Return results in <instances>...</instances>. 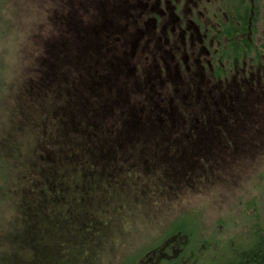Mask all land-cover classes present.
Returning a JSON list of instances; mask_svg holds the SVG:
<instances>
[{
	"label": "rangeland",
	"instance_id": "1",
	"mask_svg": "<svg viewBox=\"0 0 264 264\" xmlns=\"http://www.w3.org/2000/svg\"><path fill=\"white\" fill-rule=\"evenodd\" d=\"M108 2L117 3L119 10H114L121 14L132 0H0V78L4 80L0 84V264H9L16 256L23 262H31L34 257L29 246L24 248L22 244V229L16 227L19 195L3 194V185L17 172H27V158L24 164L21 156L14 160L1 157L10 147L9 142L1 143L13 134L15 124L22 131L12 138L19 143L24 140L31 150L44 141L43 132L49 137V148L54 150L52 140L60 143L56 149L63 144L64 150L76 149V145L83 144L86 152L100 150L99 139L95 140L96 145L86 142L89 135L109 141L111 164L115 165L117 157L127 164L130 174L123 176L125 184H132L136 191L116 186L103 190V195L112 192L110 196L120 200L124 196L133 205L138 198L143 203L147 195L157 193L158 198L147 201L141 209L140 205L134 207L135 211L124 221L120 220L125 218L121 214L112 220L113 226L121 221V229L108 232L112 242L100 243L96 250L101 254H94V264H122L177 219L186 234L191 233L190 224L203 240L213 237L219 243L207 244L209 259H224L221 256L226 252L221 247L230 251V247L239 245L254 221L261 218L259 226L264 228V0L259 3L257 27L261 37H253V52L232 60L233 67L225 77H209L208 85L197 94L201 98L198 100L194 94V101L187 108V101L182 98L170 101L177 95L173 91L176 85L163 84L162 89L155 79L154 87L160 93L150 92L144 84L139 86L137 80L133 84L131 79L123 81L118 70L115 72L117 84L127 93H134L132 100L138 101V106L151 94L163 103L158 113L167 122L157 118L151 101L142 111L133 113L127 111L125 99H120L112 86L90 90L93 71L107 70L106 64L101 63V56L105 55L104 61L108 56L105 39L94 34L93 24L101 22L102 13L114 15ZM87 3L91 4L88 13L83 11ZM64 10H71V16ZM46 57L51 65L46 77L49 89L44 93L36 83H41L40 64ZM64 67L61 76L58 70ZM23 81L30 90L24 85L25 90L20 92ZM48 92L52 96L46 98ZM24 95L38 96L39 106L30 115L35 120L28 119L33 106ZM23 107L27 114H23ZM79 135L83 139L75 144ZM26 146H21V150L26 151ZM106 163L109 162L102 159L103 173L108 170ZM22 183L26 189L27 182L26 187L24 180ZM159 186L169 191H156ZM251 202L254 210L248 204ZM257 212L260 217L254 220ZM127 224L130 228H122ZM58 234L57 240L62 241V233ZM168 251L170 248L164 254L168 255ZM60 261L65 263V259ZM46 262L39 259L37 263Z\"/></svg>",
	"mask_w": 264,
	"mask_h": 264
},
{
	"label": "trees",
	"instance_id": "2",
	"mask_svg": "<svg viewBox=\"0 0 264 264\" xmlns=\"http://www.w3.org/2000/svg\"><path fill=\"white\" fill-rule=\"evenodd\" d=\"M87 4L86 6L89 8L91 4ZM64 12L69 17L71 16V10H64ZM247 47V53H250L251 47L249 45ZM62 50L59 52L61 53ZM106 57V61H104L105 55L101 56L103 61L101 63L106 64L107 70L96 69L98 73L95 70V72L93 71L95 74L92 73L93 78L90 79V90H98L104 85H110L117 91L120 99H125L124 104L128 107L127 111L133 113L142 111L145 105L138 106V101L132 100L135 96L133 95L134 93H127L123 86L117 84L118 78L114 77L117 70L123 81L132 79L133 74H125L126 71L122 69L123 64H121V61L118 64L117 57ZM119 57L123 58L122 56ZM46 58L43 64H40L39 79L41 83H36L38 89L41 92L44 90V93L49 89L46 84V77L48 75V66L51 65L48 62V57ZM129 60L133 62L131 58ZM65 66L67 67L68 65L65 64ZM66 67L59 68V75L62 76V71ZM3 83L4 80L0 78V84ZM24 85L27 90H30L27 82L23 81L22 87ZM23 90H25V87H20V92H23ZM48 96H52V94L48 92L46 98ZM24 97L31 101L33 106L28 119L31 121L35 120L36 117H30V115H33L39 106L38 96H32L31 98L24 95ZM134 104H137V107ZM24 107L22 112L25 114L26 111L27 114V110ZM135 108L136 110H134ZM155 112L161 122H167L166 118L159 117V113ZM15 125V131L18 130L17 132L19 133L14 131L12 135L1 143L6 144V142H9L10 144L9 150H4L1 157L14 160L21 156L24 159V164H26L25 159L27 158V172H17L11 181L3 185L5 189L3 194L14 192L17 197L19 195L20 199L17 209L19 216H17L16 227L22 229L24 234L22 244L24 248L29 246L34 257L31 262H23L17 260L16 256L9 264H38L39 259L41 261L45 259L47 261L46 264H71L69 261L72 262L73 260L77 261L76 264H94L92 263L95 258L94 254L95 256L101 254L100 250H96L99 249L100 243L109 244L111 241L108 232L121 229L122 222L118 223L117 221V224L113 226L112 220L119 218L118 214H121L125 218L120 220L124 221L126 216H130L135 211L134 207L137 208V205H140L139 208L141 209L144 204L146 205L147 201L158 198L155 195L157 193L152 192L147 195L148 199H143V203L138 198L136 203L132 205L124 196L119 195L123 198V200H120L115 196H110L113 194L112 192L103 195V190H112L116 186L119 189L136 191L132 184L130 186L125 184L126 179L124 177L130 174L127 164L124 161H119V157L115 159V162L113 161L114 166L111 164V155L108 152L109 141L89 135L86 142L90 145H96L98 142H95V140L99 139L100 150L86 152L84 150L86 148L82 147L83 144L76 145V149L68 150H64L65 145L63 144L60 149H56V146H59L60 143L57 140H52L51 144L55 146L54 150L49 148V137L43 132L42 135L45 137L43 138L42 136V140L44 141H41L38 147L33 145V152V150L29 149L30 147L26 146L24 140L19 143V141H15L14 137L12 138L13 135L16 137L22 131V127ZM40 126L43 127L44 124L42 123ZM82 136H77L78 141L75 144L83 139ZM21 146H26L27 150H21ZM102 159L109 162L105 164L108 166V170L105 173L100 171ZM49 171H53L52 174L48 175L47 172ZM101 174H103V177L99 178L98 176H101ZM23 180L25 181V187L26 182L28 184L26 189H24ZM166 189L169 191L168 188L159 186L156 191L163 192ZM248 204H251V210H254L255 204L252 202ZM146 208L148 209V207ZM258 216V212L253 215L254 220ZM259 221H262V219L260 218L252 224L250 222L251 228L247 237L239 245L230 247V251H228L227 247L221 245V248L226 252L221 256H224V259L218 256L209 259L206 256V254H209L206 247L207 244H217L218 242L213 237L208 241L203 240L197 233L196 227L193 228L190 224L188 226L193 234H186L182 229L181 220L177 219L165 229L166 231L161 230L159 235L154 237L155 239L152 243L146 247H140L141 249L133 257H126L122 264H264V228L259 226ZM128 227L130 228L129 224L122 228ZM71 231H74L73 236H71ZM58 233H62L64 238L63 240L61 239L62 241L57 240L59 238ZM175 235L180 239H175L177 237ZM190 238L194 240L193 243H190ZM43 241L46 243H43ZM168 248H170V251H168V255H165L164 251ZM24 254L25 252L22 256ZM63 259H65V263L60 261Z\"/></svg>",
	"mask_w": 264,
	"mask_h": 264
},
{
	"label": "flooded vegetation",
	"instance_id": "3",
	"mask_svg": "<svg viewBox=\"0 0 264 264\" xmlns=\"http://www.w3.org/2000/svg\"><path fill=\"white\" fill-rule=\"evenodd\" d=\"M260 1L132 0L121 14L114 10H119L117 3L108 2L114 15L102 13L93 30L105 39L108 56L117 57V62L119 56L124 57L122 69L133 74V84L137 80L150 92H158L155 79L162 89L166 84L176 85L173 91L177 95L170 101L182 98L187 108L208 85L209 77H225L233 67L232 60L246 56L247 45L253 52V37H261L257 35ZM206 76L209 79L203 81ZM206 93L210 94L207 88ZM146 99L143 105L151 101L161 113L163 103L153 94Z\"/></svg>",
	"mask_w": 264,
	"mask_h": 264
}]
</instances>
